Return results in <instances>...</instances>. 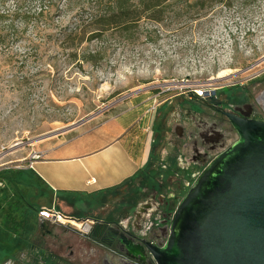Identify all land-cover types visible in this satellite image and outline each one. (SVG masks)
Masks as SVG:
<instances>
[{"label": "rangeland", "instance_id": "rangeland-1", "mask_svg": "<svg viewBox=\"0 0 264 264\" xmlns=\"http://www.w3.org/2000/svg\"><path fill=\"white\" fill-rule=\"evenodd\" d=\"M93 6L95 0H0L7 14L0 22V166L23 167L49 143L131 107L161 130L177 118L175 106L198 103L190 88L237 97L243 89L235 84L264 71V0H172L160 21L146 18L129 31L110 26L89 41L87 28L82 42L67 40ZM123 188L93 211L118 203L130 189ZM56 205L66 216L85 207Z\"/></svg>", "mask_w": 264, "mask_h": 264}, {"label": "flooded vegetation", "instance_id": "flooded-vegetation-1", "mask_svg": "<svg viewBox=\"0 0 264 264\" xmlns=\"http://www.w3.org/2000/svg\"><path fill=\"white\" fill-rule=\"evenodd\" d=\"M248 81L235 84L243 89L237 97L215 92L196 105L175 106L172 123L157 121L162 128L152 140L147 181L109 209L80 206L68 216L85 222L82 229L71 225L78 232L72 243L83 248L66 250L67 240L43 236L41 246L3 257L0 264H157L150 251L165 244L178 204L208 163L240 137L229 115L264 121V71Z\"/></svg>", "mask_w": 264, "mask_h": 264}, {"label": "water", "instance_id": "water-1", "mask_svg": "<svg viewBox=\"0 0 264 264\" xmlns=\"http://www.w3.org/2000/svg\"><path fill=\"white\" fill-rule=\"evenodd\" d=\"M229 116L240 137L178 204L157 264H264V121Z\"/></svg>", "mask_w": 264, "mask_h": 264}, {"label": "crops", "instance_id": "crops-1", "mask_svg": "<svg viewBox=\"0 0 264 264\" xmlns=\"http://www.w3.org/2000/svg\"><path fill=\"white\" fill-rule=\"evenodd\" d=\"M146 116L138 108H128L77 136L49 143L41 152V157L34 160L33 167H29L28 161L23 167L13 168L31 170L52 192V200L50 203L44 201L42 208L67 204V195L59 201L61 192H83L90 196L119 185L136 175L150 158L156 127L152 124L150 128L151 116L147 121ZM8 167L0 166V170ZM38 218L43 224L41 238L50 236L52 242L67 240L64 242L67 245L62 246L66 250L83 248L72 243L78 232L71 224L53 222L43 216ZM54 244L59 245L53 243L51 246Z\"/></svg>", "mask_w": 264, "mask_h": 264}, {"label": "trees", "instance_id": "trees-1", "mask_svg": "<svg viewBox=\"0 0 264 264\" xmlns=\"http://www.w3.org/2000/svg\"><path fill=\"white\" fill-rule=\"evenodd\" d=\"M171 3L172 0H95L96 6H93L94 11L90 12L88 21L81 25L80 31L75 36L68 34L67 40L74 41L77 37L78 43L82 42L87 28H92L91 36L85 38L89 41L101 37L110 26L129 31L146 18L160 21ZM197 4L204 5V2L200 1ZM45 6L46 4L41 8V13ZM6 15L5 12L0 13V22L7 20ZM84 27L86 28L83 29ZM5 39L0 33V40L3 42L6 41ZM70 55L76 56V53L71 52ZM153 159L152 153L148 162L136 175L119 185L90 196L83 192L65 191L59 194L58 199L62 201L63 196L67 195L65 198L67 204L84 203L83 209L91 208L93 204L95 206L104 205L105 202L111 200L107 199L108 196H117L125 186L135 190L136 179L144 184L147 181ZM52 198V192L43 186L41 178L31 170L13 167L0 170V260L16 252L41 246L42 223L38 216H40L39 212L44 206V201L50 203Z\"/></svg>", "mask_w": 264, "mask_h": 264}, {"label": "built area", "instance_id": "built-area-1", "mask_svg": "<svg viewBox=\"0 0 264 264\" xmlns=\"http://www.w3.org/2000/svg\"><path fill=\"white\" fill-rule=\"evenodd\" d=\"M191 85L192 84H189L187 86H191ZM189 90L190 92L194 93L195 95L201 98L206 97V96H211L214 94V90L207 85L195 86V87L190 88ZM41 155H42L41 153L34 155L33 158H31L29 162V167H33L34 160H36L37 158H40ZM39 214L40 216L46 217L47 219H50L53 222L62 223V224H71V225L73 224L71 220H69L71 218L64 215L62 211L56 207L55 204L49 207L42 208ZM63 217H66L67 221H63ZM73 225H75L79 229H82L83 226L85 225V222H80L79 224H73Z\"/></svg>", "mask_w": 264, "mask_h": 264}, {"label": "bare ground", "instance_id": "bare-ground-1", "mask_svg": "<svg viewBox=\"0 0 264 264\" xmlns=\"http://www.w3.org/2000/svg\"><path fill=\"white\" fill-rule=\"evenodd\" d=\"M69 220H71V222H72L73 224H79V222H77V221L74 220V219H69ZM63 221H67L66 217H63Z\"/></svg>", "mask_w": 264, "mask_h": 264}]
</instances>
